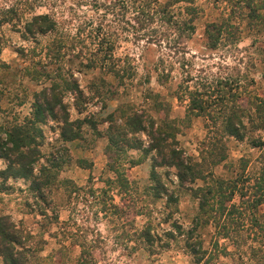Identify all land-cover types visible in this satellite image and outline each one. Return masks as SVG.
<instances>
[{
  "label": "rangeland",
  "instance_id": "rangeland-1",
  "mask_svg": "<svg viewBox=\"0 0 264 264\" xmlns=\"http://www.w3.org/2000/svg\"><path fill=\"white\" fill-rule=\"evenodd\" d=\"M109 1L0 0V145L11 147L6 133L12 139L24 135L34 115V97L43 89L52 88L61 96L65 109L62 113L55 107L54 120L42 112L43 120L36 125L39 159L33 176L41 180L42 167L45 177L54 175L50 187L42 190L43 199L29 189V181L0 175V220L14 240L13 251H26L24 264H193L183 236L169 240L162 234L174 220L185 233L197 214V200L176 188L173 169L157 173L167 194L178 193L176 213L164 196L152 197L151 163L137 150L146 147L147 138L124 126L132 114H145L155 127L173 122L170 130L178 147L196 164L205 158L203 170L208 171L210 159L225 142L231 159L248 158V172H258L254 164L258 150L246 141H223L222 128L211 124V118L227 114L215 106L216 98L203 105L204 115L196 111L185 115L187 90L201 85L200 92L207 95L215 96V90L223 87L229 96L238 83L245 90L242 106L249 95L256 97V103L264 102V36L247 29L243 17L249 2H176L169 9V25L154 16L151 24L135 31L144 17L137 16L136 22L128 3L127 10L115 8L113 14ZM40 15L52 20L54 32L26 35L24 24ZM227 17L238 28L236 37L227 36L223 44L208 50L204 31L214 30L220 18ZM109 32L115 36L106 37ZM63 118L69 123L63 124ZM119 129L128 141L121 147L110 142ZM63 133L77 138L64 140ZM250 134H258L264 143L263 133ZM5 167L0 159V171ZM231 168L225 172L220 165L214 175L227 178ZM209 186V181L193 184L196 189ZM245 194L236 193L231 199L237 213L251 197L249 191ZM242 212L241 221L238 216L226 221L232 238L217 237L209 224L196 230L206 250L200 264H264V203L254 217ZM249 218L261 230L249 228ZM147 222L167 243L155 255L138 247L134 234Z\"/></svg>",
  "mask_w": 264,
  "mask_h": 264
},
{
  "label": "trees",
  "instance_id": "trees-1",
  "mask_svg": "<svg viewBox=\"0 0 264 264\" xmlns=\"http://www.w3.org/2000/svg\"><path fill=\"white\" fill-rule=\"evenodd\" d=\"M191 1L192 0H169L163 4H156L155 0H129L127 2H125V0H110L109 9L111 10V13L115 14L117 11H112L115 8L124 11L130 7L131 10L136 13V18H134L136 22L138 21L137 16L144 17L142 21H138L137 30H135L138 31L144 26L151 24L152 17L154 16H158L159 20H162V22L165 21V23L169 25V23H171L170 7L176 2H187L188 4H192ZM247 1L249 3H247ZM247 1L245 9H248V12L246 16L243 17L246 18L247 29L254 30L257 34L261 33L264 36V0ZM127 3L129 4L128 7L126 5ZM93 8H95V6H93ZM259 11L263 12L260 13ZM191 19L189 18L186 23L190 24ZM172 23L176 30L178 24H176L175 20H173ZM23 29L26 32V35H33V33L46 35L54 32L53 30L55 29V26L49 17L46 15H40L32 17L29 22L24 24ZM237 29V26L234 25L233 20L229 17L220 18V21L214 30L206 29L204 31L206 39L205 47L208 50L216 49L220 44L227 41L229 38H226L227 36L236 37ZM102 31L103 30H101L103 39L100 41L101 43H103L105 39V33ZM114 34L115 32H109V35L106 37H112V35L115 36ZM109 50L110 47L106 51L108 52ZM219 84H222L223 86L226 85L225 82H219ZM236 85L232 88L229 96L227 90H222L223 87L221 90H215V96L214 94L207 95L206 93L200 92L202 85L200 87L196 86L192 91L188 92L187 90L186 98L188 100V107L185 115L189 116L193 111L204 115L205 109L203 105L205 103L213 102V100H210L211 97H213L212 99L216 98L215 106L218 109H221V114L224 112L227 114L223 117L211 118V124L217 128H222L223 141L228 138H231L236 142L246 141L251 148L258 150V155L254 158V164L257 165L256 167L258 169L257 174L252 173L251 175L248 172V168L250 167L248 165V158L240 157L237 159H231L226 151L225 142L223 146L222 144L219 145L221 149H218L217 153L210 159L209 165L211 166L208 171L203 170L202 165L205 158H201L200 164H196L194 159L190 156H186L178 147L174 136L175 133L173 130H170L172 129L171 124L173 122L167 121L164 122L162 126L155 127L154 122L145 114H132L128 117L129 121H127V124L124 125L127 130L130 129V133H142L147 138L146 147H141L137 150L140 152V156L143 160L148 157L151 163L149 172V180L151 183L148 186V189L152 192V197L154 199H161L164 196L165 204L172 207V212L176 211L178 193L173 191L167 194L166 187L162 182L160 175L157 173L158 169H173L176 178V188H179L180 191L188 192L191 196H194L195 200H197V214L194 216L185 233H183L180 225L174 220L170 223L171 229L162 234L164 238L169 240L183 236L185 248L192 256L193 264H200L203 262L206 254V250L202 249L198 236L196 235L197 229L204 228V226L209 224L213 228L217 237L232 238L234 232L228 231L231 227L226 224L227 219L238 216L237 218H240L239 221H241L242 217L240 215L243 213L242 211H248L252 213L249 216L254 217L257 215L258 206L264 203V143L262 139L257 136L258 134H250L255 131L256 133L261 132L264 134V102L259 99L256 103L254 102L256 101V97L254 95H249L245 100V105L242 106L240 101L245 90H240ZM208 89L209 87L206 88V90ZM203 98L208 99L205 100ZM228 98L230 100H228ZM34 100L36 103L34 106V115L32 119L27 122L28 126L24 135L18 139H12L11 135L6 133L8 134L7 141L10 143L11 147L4 148V146L0 145V159L4 160L6 163L5 169L0 171V175L10 178H21L25 181H29V189L35 193L37 199L42 200V190L44 187H50V179L51 176L54 175H47L45 177L44 171L46 169H43L42 167L41 171L43 172V178L40 180V178L38 179L33 176L32 168L39 159V151L37 149L39 144H37L35 139V136L39 134V130L36 128V125L43 120L42 112L54 120L57 113L54 108L58 107L59 111L62 113H65V109L64 105L61 103V96L52 90V88L48 90L43 89L35 95ZM227 100L231 103L229 107L226 106ZM214 114L218 113H215L214 111ZM62 123L66 124L69 122L67 119L63 118ZM119 130L120 131H115L117 136L113 135L110 142L111 144L113 143V146H116V144L119 143L121 147L127 145L128 141L123 135L124 131L121 129ZM5 132L6 131L3 133L5 134ZM76 138L77 135L72 134L64 136V140L69 141H73ZM39 141L40 140L38 139V142ZM207 158H209V156H207ZM139 163L140 162H134L132 165ZM220 165L225 172L229 167H233L231 168L229 175H227V178H221L214 175V169ZM197 180H200L201 182L205 181V183L209 181L210 186L204 189L193 188V184ZM121 182L122 179L121 181H117V183ZM247 191L251 193V197L249 198V201H244V203H246L245 206L240 210V213H237V207L230 203L231 199L236 193H239L241 197L246 196L245 193ZM94 199H97L96 195H94ZM245 200H247V198ZM206 207L209 208V211L206 210ZM223 220L224 223L221 224ZM254 220L249 218L250 222L248 223V227H254L255 229L261 230L258 228L259 225H256V223L253 222ZM0 222V264H24L25 258L23 252L26 251H13L12 244L14 240H12L13 238L11 235L9 236L8 231H5V228L2 225V220H0ZM239 226L240 225L234 224L233 227L238 228ZM134 234H136L137 246L148 255L157 254L158 251L167 244L151 230L149 222L145 223L143 227ZM134 249L135 248H133V250Z\"/></svg>",
  "mask_w": 264,
  "mask_h": 264
}]
</instances>
